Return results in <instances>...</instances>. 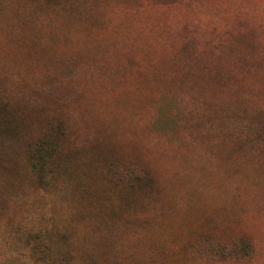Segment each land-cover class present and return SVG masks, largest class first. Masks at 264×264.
I'll return each instance as SVG.
<instances>
[{"label":"rangeland","instance_id":"obj_1","mask_svg":"<svg viewBox=\"0 0 264 264\" xmlns=\"http://www.w3.org/2000/svg\"><path fill=\"white\" fill-rule=\"evenodd\" d=\"M0 264H264V0H0Z\"/></svg>","mask_w":264,"mask_h":264},{"label":"trees","instance_id":"obj_2","mask_svg":"<svg viewBox=\"0 0 264 264\" xmlns=\"http://www.w3.org/2000/svg\"><path fill=\"white\" fill-rule=\"evenodd\" d=\"M24 118H22V121H23ZM14 134H16V132H14ZM113 145V144H111ZM101 146V145H100ZM116 146V145H115ZM99 147V146H98ZM118 147V146H117ZM32 159H33V162L35 163V165H38V164H41V160L42 158H38V156H36L35 154H32ZM10 166L7 167V169L9 168ZM9 175V174H8Z\"/></svg>","mask_w":264,"mask_h":264}]
</instances>
